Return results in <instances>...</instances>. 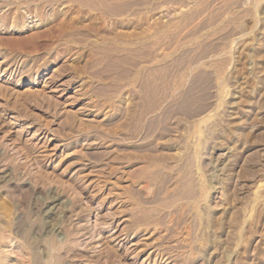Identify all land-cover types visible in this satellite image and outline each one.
<instances>
[{
    "label": "rangeland",
    "instance_id": "1",
    "mask_svg": "<svg viewBox=\"0 0 264 264\" xmlns=\"http://www.w3.org/2000/svg\"><path fill=\"white\" fill-rule=\"evenodd\" d=\"M0 264H264V0H0Z\"/></svg>",
    "mask_w": 264,
    "mask_h": 264
},
{
    "label": "bare ground",
    "instance_id": "2",
    "mask_svg": "<svg viewBox=\"0 0 264 264\" xmlns=\"http://www.w3.org/2000/svg\"><path fill=\"white\" fill-rule=\"evenodd\" d=\"M79 178V177H78ZM54 207V206H53ZM48 231V230H47ZM48 233V232H47Z\"/></svg>",
    "mask_w": 264,
    "mask_h": 264
}]
</instances>
